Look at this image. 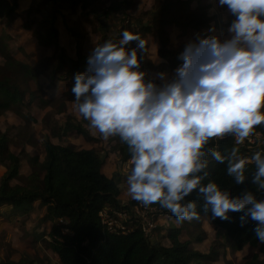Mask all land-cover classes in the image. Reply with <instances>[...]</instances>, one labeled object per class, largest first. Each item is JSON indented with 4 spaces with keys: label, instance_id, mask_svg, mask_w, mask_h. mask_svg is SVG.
Masks as SVG:
<instances>
[{
    "label": "clouds",
    "instance_id": "9594fccd",
    "mask_svg": "<svg viewBox=\"0 0 264 264\" xmlns=\"http://www.w3.org/2000/svg\"><path fill=\"white\" fill-rule=\"evenodd\" d=\"M211 2L209 15L218 16L220 27L210 23L187 39L170 71L143 70L145 40L122 30L118 41L92 48L70 91L90 127L127 146L124 184L132 200L158 204L179 223L198 217L196 203L186 200L195 191L212 218L229 220L239 212L241 227L256 222L253 233L264 244V198L252 191L234 196L211 180L202 183L210 153L226 161V175L237 185L252 163L251 183L264 191V153L245 157L232 147L225 156L209 147L213 138L228 134L240 145L255 126H264V0Z\"/></svg>",
    "mask_w": 264,
    "mask_h": 264
},
{
    "label": "trees",
    "instance_id": "16d2710c",
    "mask_svg": "<svg viewBox=\"0 0 264 264\" xmlns=\"http://www.w3.org/2000/svg\"><path fill=\"white\" fill-rule=\"evenodd\" d=\"M97 1L40 0V3L34 5L31 0L24 13L19 15L16 11V0H12L11 3L9 0H0V21L6 22L8 29L6 31L4 27H0V53L5 59L0 64V114L11 110L21 115L22 109L31 104L34 94L29 88L30 83L38 90L41 89L38 76L44 72L48 73V76L56 74L55 80L57 78L59 81H66L75 73L85 71L88 57L82 49L85 36L80 31H70L74 38V57L68 55L59 44L56 22L59 17L62 18L64 12L78 13L88 20V25L98 24L99 44L106 40L118 41L122 30L138 33L142 39L145 34H150L157 41V55L168 62L170 70L179 63L177 55L182 49L175 52L168 48L170 38L167 28L200 32L208 28L215 19L213 15L207 13L209 6L203 0H169L148 11L147 21L139 18L131 21L127 18L122 29H119L117 34H111L103 20L109 11L122 10L125 1L112 3L104 9L96 5ZM5 38L18 42L19 46H23V42L29 40L32 46L41 49L42 55L37 62L14 59L7 51L8 42L2 41ZM143 57L142 69L151 67L146 44ZM54 60L56 63L53 70L51 69L52 73H49L47 70ZM23 84H26L24 88ZM71 94L69 90L65 93L68 96ZM64 129H75L88 140H93L79 126L66 124ZM254 130L264 133V126H255ZM112 141V148L118 154L119 160L129 161L130 153L127 146L118 137H113ZM42 145V160L30 156L27 150L20 152L23 153L22 156L11 150L8 135L0 131V164L5 166V171L0 175V208L5 205L14 208L12 214L16 215L14 217L17 221L22 214L27 218L33 217L37 211L35 204L41 205L43 213L37 219V228L42 227V231L35 229L29 231L30 227L25 225L24 232L27 236L25 240L34 242L41 238L59 264H216L219 251L215 248L211 247L208 252H200L192 248L188 241L182 242L178 238L181 226H185L191 220L178 223L170 212L158 204L149 206L161 209L170 219L171 224L165 235L168 245L150 240L141 224L136 221L131 225L129 223V226L124 222L125 227L127 226L125 232L110 230L100 219L101 209L106 207L131 214L130 207L140 202L131 199L126 205L121 203L118 197L120 188L117 178L107 176L102 171L105 155L94 148L76 149L70 145L53 143L47 137L44 138ZM209 147L215 148L225 156L232 147H237L241 156L245 150L234 143L230 134L219 139L213 138ZM207 159L209 164L206 170L209 175L202 183L211 180L234 196L240 195L243 191H252L258 199L264 198V191L258 190L251 183V173L255 170L252 163L246 165L245 182L237 185L234 184L232 177L226 175V161L219 163L212 159L210 153ZM23 161L30 164V173L24 178L20 175ZM20 178H22L20 182L11 183L12 180ZM186 200L196 203L197 218L201 217L197 224L201 223L202 219L208 220L215 230V237L221 238V246H231L232 249L240 250L246 245L254 247L258 244L253 233L256 222L249 220L241 227L239 212L230 213L229 220L212 218L210 213L203 212L202 200L195 191L186 197ZM1 214L0 210V216ZM172 221L179 225H173ZM45 235L48 236L47 239L44 238ZM203 238L204 234L199 235L196 241L201 242ZM259 249L264 253V244H260ZM254 256L253 260L256 262V255ZM0 264L34 262L28 256L22 255L16 261L2 260Z\"/></svg>",
    "mask_w": 264,
    "mask_h": 264
},
{
    "label": "rangeland",
    "instance_id": "374dc122",
    "mask_svg": "<svg viewBox=\"0 0 264 264\" xmlns=\"http://www.w3.org/2000/svg\"><path fill=\"white\" fill-rule=\"evenodd\" d=\"M16 11L20 15L28 7L31 0H16ZM124 2L123 9L118 11H109V14L104 18V25L111 34H117L119 29L126 24V19L131 21L135 19H141L147 21V12L154 10L157 5L164 4L169 0H98L96 5L100 9H104L108 5L117 2ZM171 1V0H170ZM11 3L12 0H9ZM207 3L209 8L212 5L211 0H203ZM40 3V0H33V4ZM208 8V10H209ZM207 10V13L209 14ZM218 12L223 11L217 9ZM216 19L218 16L213 15ZM16 19H19L16 17ZM211 21V23L214 22ZM216 23V22H215ZM91 24V23H90ZM93 25V26H92ZM98 24L88 25V20L79 16L78 13L64 12L62 18H58L56 27L59 33V44L65 49V52L74 57V38L71 36L70 31H80L85 36L82 49L89 55L92 48L99 45L100 32L97 28ZM0 27H4L7 31V23H1ZM171 28V29H170ZM219 28V27H217ZM169 33V45L168 48L178 52L182 49L183 43L193 37L194 32L190 29L180 28H167ZM171 30V31H170ZM202 33V32H201ZM143 39L147 46V56L151 61V67L143 68L149 73H153L159 70H169L170 66L168 62L160 58L157 55L158 44L157 41L150 35L145 34ZM2 41L8 42V53L12 55L14 59L23 62H37L42 55L41 49L37 46H32L29 40H25L23 46H19L18 42L11 40L10 38L2 39ZM51 53L53 49L51 48ZM4 57L0 53V64L4 62ZM160 61V63H158ZM51 65L48 68V72L52 73L56 60L51 61ZM46 71V72H47ZM55 76H48V73H43L38 76V84L41 89H37L33 83H30V87L34 92L31 99V104L22 109L21 115L8 110L0 114V131L6 132L10 139L11 150L20 154L21 151H26L30 156L38 157L42 160L43 145L42 142L45 137L49 138L53 143L61 145H70L76 149H88L94 148L101 154H104V164L102 171L110 177L117 178L120 192L118 197L121 203L127 204L131 197L126 193V185L124 184V178L127 172L130 170V160L127 162H121L118 154L112 148L113 137L104 139L100 133L89 126V123L82 118L79 114L76 104L74 102V96L65 95L68 90L70 91L73 80H55ZM26 84H23L24 88ZM53 97V98H52ZM49 98H52L49 100ZM79 126L84 129L87 134L93 139L88 140L75 129H64L65 125ZM64 130H68L65 132ZM23 156V153L20 154ZM5 171V166L0 164V175ZM30 173V164L27 161H23L20 168V175L24 178ZM22 178L18 180H12L11 183L20 182ZM37 211L34 212L33 217L19 216V220H15L16 215H13L11 208L1 207V210L8 212L4 217H0V261L2 260H18L22 255H26L30 258L34 264H59L55 256L43 243L42 239L38 241L28 242L25 240L27 237L24 230L25 225L30 227L28 230L35 229L36 231H42V227H38V217L43 213V207L35 204ZM131 214L124 212L121 216H116L112 219L113 226L117 227L129 223L139 222L146 230V235L150 240L159 241L168 245L167 238L165 237L167 229L169 227L170 219L167 214L162 212L161 209H153L150 206H143L138 203L135 206L130 207ZM15 216V217H14ZM201 217L196 220H191L185 226H181L182 230L179 235L180 241H188L192 248L200 252H208L211 247L219 251V256L216 264H264V253L260 251V243L254 247L244 246L240 250L232 249L231 246H221V238L215 237V230L211 227L208 220H201V223L197 224ZM25 221V224H24ZM190 221V220H189ZM24 224V225H23ZM173 225L178 226L176 221H172ZM125 226V225H124ZM127 227V226H126ZM204 238L201 242L196 241V237L203 235ZM48 238L47 235L44 236ZM256 255V263L254 259Z\"/></svg>",
    "mask_w": 264,
    "mask_h": 264
},
{
    "label": "built area",
    "instance_id": "2783aa9c",
    "mask_svg": "<svg viewBox=\"0 0 264 264\" xmlns=\"http://www.w3.org/2000/svg\"><path fill=\"white\" fill-rule=\"evenodd\" d=\"M237 146L245 149L242 154L245 157H251V154L256 151H261L262 153H264V133L259 130H253V133L250 135V137L246 138L244 143ZM153 209H156V207H153ZM122 213L124 214V211L110 210L105 207L99 211V216L102 223L105 224L110 230H119L125 232L127 228L124 225L114 227L112 222V219H114L116 216H121ZM142 228L144 233L146 234L147 230L143 226Z\"/></svg>",
    "mask_w": 264,
    "mask_h": 264
},
{
    "label": "crops",
    "instance_id": "0c3cea01",
    "mask_svg": "<svg viewBox=\"0 0 264 264\" xmlns=\"http://www.w3.org/2000/svg\"><path fill=\"white\" fill-rule=\"evenodd\" d=\"M214 22H216V26L217 27H220V24H219V19H216V21L214 20ZM171 29V28H170ZM207 29V28H206ZM206 29H202L200 32H204ZM171 31V30H170ZM194 32H196V31H193V33ZM120 200H123V199H120ZM3 207V206H2ZM5 208H10V206H4ZM14 208H11L10 210H13ZM0 210H1V208H0ZM1 212H2V214H1V216L0 217H4L6 214H7V217L9 216V213H10V211H8V212H3L2 210H1Z\"/></svg>",
    "mask_w": 264,
    "mask_h": 264
}]
</instances>
